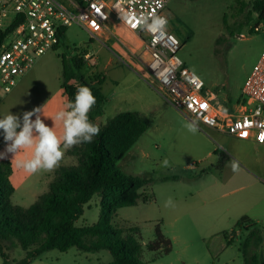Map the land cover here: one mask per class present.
Returning <instances> with one entry per match:
<instances>
[{"label":"rangeland","instance_id":"374dc122","mask_svg":"<svg viewBox=\"0 0 264 264\" xmlns=\"http://www.w3.org/2000/svg\"><path fill=\"white\" fill-rule=\"evenodd\" d=\"M255 1L171 0L167 6L168 29L181 41L180 57L228 109L236 108L242 100L244 82L264 51V20H259L253 9ZM127 40L128 36L121 34L108 41L92 38L81 27L69 26L59 47L39 58L28 79L18 80L12 92L1 98L0 117L8 112L22 117L25 111L40 107L45 120L49 109H62L67 99L61 87L63 58L69 61L84 55L86 65L80 71L73 68L76 78L68 85L77 86L79 80H84L100 88L106 98L115 89L127 97L141 89L146 99L141 116L149 122V129L116 166L124 175L151 180L141 193L152 200L144 203L141 198L136 206L118 209L112 225L121 230L123 237L131 235L140 241L142 264H227L228 257L244 250L247 239L248 244L252 243V233H264V167L246 166L236 150L242 142L240 137L199 127L195 134L188 132L185 124L191 121L166 101L159 84L148 74L149 56L142 40L136 41L135 59L122 60L111 50L114 44ZM87 52L94 55V60L85 59ZM97 77L102 81L100 86ZM110 117V111L105 110L96 123L104 125ZM81 147L82 144L73 146L65 152L53 171L54 180L61 169L78 164ZM216 149L235 155L232 159L239 162V171L232 172L229 161L221 165L214 154ZM165 159L168 167L162 166ZM11 174L12 167L9 179ZM13 183L16 187L12 200L23 207L37 200L33 194L49 193L45 180L33 178L25 188L16 178ZM168 197L173 198L174 208L164 206ZM101 201L97 194L84 206L76 221L78 227L101 219ZM245 216L253 222L237 227ZM158 225L172 242L170 253L148 249ZM249 232L251 237L247 238ZM4 245L12 264L25 258V251L15 239ZM111 261L108 251L82 252L73 247L66 252L47 251L31 264ZM234 264H242V260Z\"/></svg>","mask_w":264,"mask_h":264},{"label":"trees","instance_id":"16d2710c","mask_svg":"<svg viewBox=\"0 0 264 264\" xmlns=\"http://www.w3.org/2000/svg\"><path fill=\"white\" fill-rule=\"evenodd\" d=\"M254 11L259 20H264V0H256ZM8 31L0 30V47ZM219 42V40H218ZM62 88L67 102L74 100L76 90L86 85L96 97V104L89 113L90 120L105 113L106 97L100 88L84 80L77 86L68 85L76 78L73 68L80 71L86 65L84 55L69 61L63 58ZM96 79V78H95ZM99 86L102 81L97 77ZM98 125V124H97ZM99 135L91 143H82L78 152V164L71 168L61 169L57 179L49 186V193L40 196L29 207L14 204L12 198L15 187L9 179L11 165L0 162V253L2 264H12L6 252L4 242L15 239L25 251V258L14 261L17 264H31L47 251L66 252L76 247L82 252L108 251L112 255L109 264H142L143 247L134 236H122L121 230L112 225L117 210L123 207L136 206L142 198L144 203L152 200L151 196L141 193L151 180L121 173L116 163L148 131L149 123L132 112H121L98 125ZM221 165L229 156L216 149ZM101 195V219L91 225L78 227L76 221L84 212V206L95 195ZM253 221L245 216L237 227ZM156 238L148 245L150 251L163 250L170 253L172 242L163 234L160 226L156 227ZM254 236L255 233H252ZM259 243V240H258ZM258 264L256 257H246L245 264Z\"/></svg>","mask_w":264,"mask_h":264},{"label":"built area","instance_id":"2783aa9c","mask_svg":"<svg viewBox=\"0 0 264 264\" xmlns=\"http://www.w3.org/2000/svg\"><path fill=\"white\" fill-rule=\"evenodd\" d=\"M155 0H0V30L8 34L0 47V98L12 92L18 80L39 58L56 50L69 26L77 25L93 38L110 30L112 20L137 35L149 56L146 63L168 103L200 129L211 128L236 137H249L264 145V51L241 89L236 108H226L180 57L181 41L168 29L150 32L135 19L151 15L167 18ZM128 15L125 22L120 17ZM168 20V18H167ZM91 52L85 59L94 60ZM246 133V135H245Z\"/></svg>","mask_w":264,"mask_h":264},{"label":"clouds","instance_id":"9594fccd","mask_svg":"<svg viewBox=\"0 0 264 264\" xmlns=\"http://www.w3.org/2000/svg\"><path fill=\"white\" fill-rule=\"evenodd\" d=\"M157 6L163 7L165 0H155ZM125 22L129 21L128 15L120 17ZM136 24L150 32L163 30L168 20L164 16H157L154 13L149 17L143 16L135 19ZM193 82L199 79L193 70ZM96 104L90 87L80 86L75 93L74 100L67 102L54 117L55 122L62 125V133L57 134L54 126H49L42 119L40 107L31 111H25L20 115L6 113L0 117V132L5 142V150L0 152V159H5L8 154L15 157L18 151L22 149H32L30 159L17 161V167L24 169L29 174H35L40 171L51 172L59 167L64 158L65 152L73 146L82 143H91L93 138L100 133V128L89 118V113ZM34 117V118H33ZM188 132L195 134L198 131V125L195 122L185 124ZM163 167L169 166V161H162ZM232 172H238L239 162L232 159L228 162ZM166 208H174L175 202L172 197H168L164 202Z\"/></svg>","mask_w":264,"mask_h":264},{"label":"crops","instance_id":"0c3cea01","mask_svg":"<svg viewBox=\"0 0 264 264\" xmlns=\"http://www.w3.org/2000/svg\"><path fill=\"white\" fill-rule=\"evenodd\" d=\"M110 26V32L105 31L104 33H101L98 36V39H103V40H110L111 37L114 35L117 36L119 34L128 36L127 41H119L118 43L114 44L112 47V51L118 55L122 60H130V59H135L137 54H138V48L136 45L137 39H140L137 35L133 34L130 32L123 24L116 20H112ZM133 62V61H132ZM36 67V66H35ZM34 67L27 72L22 78L19 79V81L24 82V80L28 79V74L33 71ZM16 87V86H15ZM62 87V85H61ZM65 92V91H64ZM8 95V94H7ZM66 95V94H65ZM6 96V95H5ZM4 97V96H3ZM1 97V98H3ZM0 98V100H1ZM4 97L3 99H5ZM107 99V104L105 107L106 111H110L111 117H114L115 115L121 113V112H132L137 114L140 118L143 120L144 117L141 116L142 114V109L144 108V105L146 103V99L143 96L142 90L140 89L139 92H136V94L131 95L129 97L125 96L120 92L119 89H115L112 92V95L110 98ZM67 103L63 102V105ZM61 109L58 108V106L51 108L48 110L46 113V118L44 121L46 124L49 126H54L55 131L57 134L62 133V125L60 122H55L54 117L55 114ZM109 120V119H108ZM148 122V121H147ZM149 123V122H148ZM211 129V128H208ZM214 130V129H213ZM216 131V130H215ZM218 132V131H217ZM220 133V132H218ZM223 134V133H221ZM225 134V133H224ZM228 135V134H227ZM242 140L241 144L236 146V150H238L239 157L244 161L247 167H264V145L258 144L252 136L249 137H240ZM5 142L3 141V135H0V152H3L5 150ZM32 149H22L17 152L15 157H12V154H8V157L5 159H0L1 163H9L12 167V174L10 176V180L13 184V186L16 187V185L13 183V179L16 178L19 180V186L25 188L33 178H37L39 180H45V188H49L50 183L54 180L53 178V171L51 172H46V171H40L35 174H29L27 173L24 169L17 167V161H23L26 159H30L32 156ZM229 160L232 159L235 155L232 153L228 154ZM73 167L75 165H72ZM72 166H66L67 168H71ZM35 198H39L42 195L36 196V194H33ZM18 205V204H17ZM259 240V243H258ZM264 233L263 234H258L256 236V239H252V243L248 244V239H247V244L244 245V250H240V255L236 256H231L228 257L227 264H234L240 259L242 260V264H245V256L247 257H256L258 260V264H264V252L259 254L260 249H264ZM263 251V250H262ZM242 255V256H241ZM244 261V262H243ZM239 263V262H238ZM256 264V263H255Z\"/></svg>","mask_w":264,"mask_h":264},{"label":"flooded vegetation","instance_id":"af4514ba","mask_svg":"<svg viewBox=\"0 0 264 264\" xmlns=\"http://www.w3.org/2000/svg\"><path fill=\"white\" fill-rule=\"evenodd\" d=\"M256 236H257V234H256L255 236H253L252 239H256ZM248 237H249V238L251 237V233H250V232H249L247 238H248Z\"/></svg>","mask_w":264,"mask_h":264},{"label":"snow or ice","instance_id":"6c2138e0","mask_svg":"<svg viewBox=\"0 0 264 264\" xmlns=\"http://www.w3.org/2000/svg\"><path fill=\"white\" fill-rule=\"evenodd\" d=\"M245 135H246V133H245ZM262 139H264V137H262Z\"/></svg>","mask_w":264,"mask_h":264}]
</instances>
